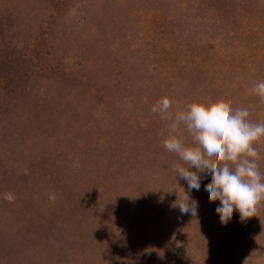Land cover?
Returning <instances> with one entry per match:
<instances>
[{
    "label": "rangeland",
    "instance_id": "1",
    "mask_svg": "<svg viewBox=\"0 0 264 264\" xmlns=\"http://www.w3.org/2000/svg\"><path fill=\"white\" fill-rule=\"evenodd\" d=\"M261 80L264 0H0V264H264V201L222 224L151 111L261 123Z\"/></svg>",
    "mask_w": 264,
    "mask_h": 264
},
{
    "label": "clouds",
    "instance_id": "2",
    "mask_svg": "<svg viewBox=\"0 0 264 264\" xmlns=\"http://www.w3.org/2000/svg\"><path fill=\"white\" fill-rule=\"evenodd\" d=\"M251 91L264 100V80L255 83ZM171 108V99L164 96L151 111L169 122L163 145L187 165H172L186 181L187 195L190 197L192 190L199 192L203 173L210 181L205 198L219 201L215 211L222 224L232 219L234 211L241 221L254 216L257 205L264 201V174L254 146L264 138V122H252L247 108L232 109L223 101H193L175 113ZM182 128L191 136V144L184 142ZM179 208L181 213L198 214V202L191 198L187 206Z\"/></svg>",
    "mask_w": 264,
    "mask_h": 264
}]
</instances>
